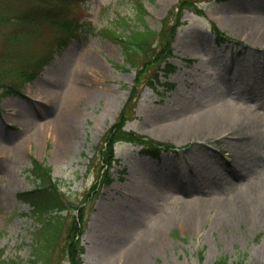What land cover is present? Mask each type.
<instances>
[{
    "label": "rangeland",
    "instance_id": "obj_1",
    "mask_svg": "<svg viewBox=\"0 0 264 264\" xmlns=\"http://www.w3.org/2000/svg\"><path fill=\"white\" fill-rule=\"evenodd\" d=\"M4 2L12 17L0 23V69L10 68L7 80L13 82L20 69L54 52L50 63L23 83L21 93L0 102L4 257H18L24 264L31 257L40 224L17 193L33 187L28 168L35 156L51 166L65 196L83 207V264H137L147 245L142 238L156 234L165 243L148 244L146 264H212L224 256L228 264L241 258L243 264H264V43L244 23L264 18V0H199L203 14L184 12L168 59L176 66L167 76L174 87L165 93L142 87L125 124L175 149L152 157L141 153L140 145L116 143L110 182L101 179L94 146L124 106L135 68H118L120 46L99 33L69 36L59 46L57 38L66 32L49 20L40 18L33 25L13 18L26 9L62 5L69 17L85 18L100 30L117 16L135 23L133 1ZM176 2L141 0L145 22L159 29ZM213 22L231 39L217 43ZM14 33L22 38L11 41ZM83 54L96 58L97 67L79 65ZM234 106L248 114L241 124L245 136H233L210 121L214 111ZM63 138L68 143L59 149ZM74 213L61 211L66 221ZM194 214L196 219H188ZM60 247L51 264H69Z\"/></svg>",
    "mask_w": 264,
    "mask_h": 264
},
{
    "label": "trees",
    "instance_id": "obj_2",
    "mask_svg": "<svg viewBox=\"0 0 264 264\" xmlns=\"http://www.w3.org/2000/svg\"><path fill=\"white\" fill-rule=\"evenodd\" d=\"M198 2L199 0H178L161 19L159 29H153L145 22L147 12L139 0H134L135 23L130 25L126 18L117 16L109 27H103L97 31L89 20L69 17L62 5L57 7L46 5L44 8L40 6L26 9L13 18L17 23L33 25H38L40 18L49 20L50 23L66 32L64 36L57 38L59 45L65 41L66 37L79 36L80 34L86 36L98 32L119 44L124 63H117V67L125 68V64H128L135 68L133 83L124 106L117 119L105 131L100 142L94 146L97 159L100 161L101 158L98 170L99 172L103 170L100 176L101 179L104 178V181L112 180L108 175V169L114 161L113 147L118 140L141 144L142 153L155 157L161 151L174 149L175 146L169 142L124 128V123L131 116L136 99L144 85L150 86L159 93L161 92L157 90V86L162 88V92L173 88L174 83L165 79L169 72L175 70V65L167 60L173 55L171 42L178 27L183 23L182 15L186 10L192 9L203 13ZM4 5V0H0V23L12 19L5 11ZM60 12L64 15H60ZM212 29L217 42L228 38L215 24H212ZM21 38L20 33H14L10 40L18 41ZM46 57V55H42L34 65L24 67L16 72L13 82L7 80L10 68L0 69V101L8 93L21 92L23 83L37 75L40 67L48 60ZM1 66L2 63H0ZM29 171L32 175L33 187L17 193V197L30 204V211L38 219L40 226L34 232L31 257L27 264H51L54 252L60 244L61 254H65L69 264H82L81 255L85 251V247L80 242L85 222L83 207L73 204L60 190L59 181L52 176L50 165L39 161L36 157H31ZM120 179L123 177L120 176ZM69 208L75 210L76 213L66 221L67 217L61 214V211ZM3 252L4 249L0 247V264H24L23 260L18 257H4ZM243 262L244 259L241 258L234 261L233 264H243ZM212 264H228V258L221 257Z\"/></svg>",
    "mask_w": 264,
    "mask_h": 264
},
{
    "label": "bare ground",
    "instance_id": "obj_3",
    "mask_svg": "<svg viewBox=\"0 0 264 264\" xmlns=\"http://www.w3.org/2000/svg\"><path fill=\"white\" fill-rule=\"evenodd\" d=\"M236 21L238 23H242V21L240 19H236ZM244 23H246L247 25V30L250 29V32L252 31L253 34L256 32L259 34V36H256V38L259 40V43H264V18H261V17H253V18H249V19H246L244 21ZM250 24V26H249ZM78 63L79 65H87V63H90L93 67H97L98 65V60L96 58H91V56L89 57V55H80L78 57ZM74 91L75 90H78V91H82L79 87L77 86H73ZM40 93H44L46 92L47 90H39ZM53 92V93H52ZM51 93L54 95V91H51ZM68 97H70V95H68ZM57 96L54 95L53 96V99H56ZM64 110L67 112V108L66 106L63 107ZM69 115V114H67ZM247 113L244 111V109L240 106H234V108H229V109H223L221 111H214L212 114H211V118H210V121L212 122V120H215V126H217V128H219L220 130H230V134L233 135V136H236V137H239V136H245L244 132H243V127L241 124H243V120L247 117ZM74 134H75V131L72 130L71 131V140L74 139ZM62 142L60 141L59 142V149H64L62 148L63 145H65L66 143V140L65 138L61 139ZM24 148V144L21 145L20 147V151L23 153V149ZM190 217V220L192 219H196L197 218V215L194 214V215H191V216H188V219ZM142 242L147 244L145 247H144V251L141 252L140 256L135 260L137 264H146L147 260H146V256L148 253H151V248L148 247V244H164L165 243V239L156 234V235H153V236H146V237H143L142 238ZM146 248V249H145Z\"/></svg>",
    "mask_w": 264,
    "mask_h": 264
}]
</instances>
